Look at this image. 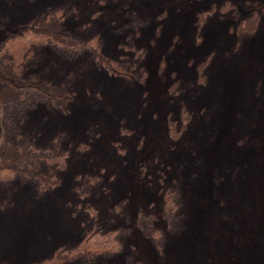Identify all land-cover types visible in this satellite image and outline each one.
Segmentation results:
<instances>
[{
    "label": "rangeland",
    "instance_id": "1",
    "mask_svg": "<svg viewBox=\"0 0 264 264\" xmlns=\"http://www.w3.org/2000/svg\"><path fill=\"white\" fill-rule=\"evenodd\" d=\"M59 10L79 54L30 74L68 103L12 140L63 167L0 189V264H264V0H0V45Z\"/></svg>",
    "mask_w": 264,
    "mask_h": 264
},
{
    "label": "trees",
    "instance_id": "2",
    "mask_svg": "<svg viewBox=\"0 0 264 264\" xmlns=\"http://www.w3.org/2000/svg\"><path fill=\"white\" fill-rule=\"evenodd\" d=\"M61 14L62 10H59L43 16L30 28L20 29L14 34L15 39L8 38L0 45V189L11 186L13 182V185L28 183L39 189H51L56 186L55 173L63 167L62 154L58 155L52 150L36 152L12 140L18 132L16 121L25 118L37 106L60 111L68 103L55 85L37 80L30 74L43 47H50L64 58L78 56L79 51L76 50L79 46L73 44L75 41L60 22ZM260 19L261 16L257 14L242 23L238 28L239 35L249 37L256 33ZM90 235L86 242H93L95 248L110 246L111 250L118 247L114 235L104 236L95 232ZM90 253L91 250L88 258L93 255ZM98 255L96 251L94 256Z\"/></svg>",
    "mask_w": 264,
    "mask_h": 264
}]
</instances>
